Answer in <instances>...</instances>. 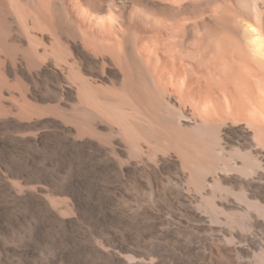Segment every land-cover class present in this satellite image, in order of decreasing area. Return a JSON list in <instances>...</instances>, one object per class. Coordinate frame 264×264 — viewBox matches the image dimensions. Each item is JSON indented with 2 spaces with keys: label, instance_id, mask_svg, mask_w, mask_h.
<instances>
[{
  "label": "rangeland",
  "instance_id": "1",
  "mask_svg": "<svg viewBox=\"0 0 264 264\" xmlns=\"http://www.w3.org/2000/svg\"><path fill=\"white\" fill-rule=\"evenodd\" d=\"M241 1L226 3L243 22L256 21L254 8L264 22V0ZM2 27L0 39L18 36L13 24ZM36 31L29 34L41 60L26 44L7 59L0 47V215L13 218L0 224V264H67L55 251L79 245L84 258L104 264H119L112 253H134L143 264H264V139L250 143L236 127L241 120L223 110L203 125L200 110L165 104L163 83L156 100L170 123L140 121L120 89L83 90L94 113L82 109L44 87L47 73L31 74L56 59L73 75L78 60ZM246 167L256 179L236 181ZM11 170L21 182L13 192L1 184ZM40 218L51 234L22 254Z\"/></svg>",
  "mask_w": 264,
  "mask_h": 264
},
{
  "label": "bare ground",
  "instance_id": "2",
  "mask_svg": "<svg viewBox=\"0 0 264 264\" xmlns=\"http://www.w3.org/2000/svg\"><path fill=\"white\" fill-rule=\"evenodd\" d=\"M252 1L256 6L257 0ZM241 2L246 5L248 0ZM257 11L251 10L256 21L243 22L238 10H230L226 0H0L2 28L13 24L18 33L15 37L4 30L6 36L1 37L0 47L7 59L13 46L26 44L27 53L41 60L37 36L29 34L39 30L41 38L49 37L67 55H77L78 60L73 75L56 59L39 61L31 74L37 77L47 73L44 87L72 95L78 107L94 113L86 95H82L85 89H120L129 110L140 121L149 125L170 123L156 100L163 83L165 104L173 102L180 109L188 104L189 109L200 110L203 125L214 119L213 112L218 115L223 110L241 120L236 126L240 134L257 145L264 139V22L258 19ZM16 66L20 67V63ZM123 108L120 103L116 110L123 112ZM18 165L13 163L12 170H25H19ZM12 170L1 177V184L9 192L21 183L13 178ZM241 172L245 175L235 172L233 176L244 183L257 174L247 167ZM12 222L13 218L0 215V224ZM46 226L44 218L33 223L22 254L30 250L33 241L51 234L46 232ZM60 235L68 238L72 233L63 231ZM84 250L83 245L64 247L56 250L55 256L67 264H104L84 258ZM91 250L99 252L100 248L91 244ZM112 254L119 264H143L134 253Z\"/></svg>",
  "mask_w": 264,
  "mask_h": 264
}]
</instances>
